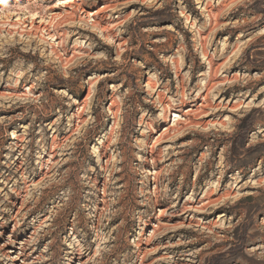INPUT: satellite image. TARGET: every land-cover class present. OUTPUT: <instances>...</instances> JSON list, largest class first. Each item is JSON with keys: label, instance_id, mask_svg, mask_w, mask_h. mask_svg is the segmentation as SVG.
Returning a JSON list of instances; mask_svg holds the SVG:
<instances>
[{"label": "rangeland", "instance_id": "1", "mask_svg": "<svg viewBox=\"0 0 264 264\" xmlns=\"http://www.w3.org/2000/svg\"><path fill=\"white\" fill-rule=\"evenodd\" d=\"M1 188L0 264H264V0H0Z\"/></svg>", "mask_w": 264, "mask_h": 264}, {"label": "bare ground", "instance_id": "2", "mask_svg": "<svg viewBox=\"0 0 264 264\" xmlns=\"http://www.w3.org/2000/svg\"><path fill=\"white\" fill-rule=\"evenodd\" d=\"M3 1H7V0H3ZM100 12V10L98 9V10H95V11H93V12H91V13H88V17L89 16H95L96 14L98 15V13ZM31 17H32V20H31V25H32V21L35 19V18H37L38 16H36V14H31ZM23 24H24V22H22ZM96 24H98L97 22H96ZM50 26H52L53 28H54V24H50ZM94 26V25H93ZM93 29L92 28V26H87L86 27V29ZM36 30H38V27H36L35 28ZM45 29V26H43V28L42 29H39V30H41V32L43 33V30ZM46 31L48 30V28H46L45 29ZM47 36L48 37H50V38H52V37H54V35H52V34H50L49 32H47ZM55 49H53L52 51H54ZM166 108L167 107H165L164 106V110L165 111H167L166 110ZM174 117H177V115L175 114L174 115ZM174 124H173V126L171 127V128H165L164 130H167V131H169V130H175L176 128H177V126H178V124L180 123V122H178V120L176 119V121L174 120V122H173ZM14 145V146H13ZM12 146L13 147H15V148H18L19 146H18V144H12ZM18 146V147H17ZM56 145L55 144H53V146L51 147V148H53L54 149V147H55ZM155 157H153V156H151V159H148V161L149 162H152V163H154L155 162ZM21 164V163H20ZM19 169H20V165H18L17 167H16V170L17 171H19ZM148 174L149 175H153V174H156L157 173V171L154 169V170H152V169H148ZM155 179V178H154ZM8 180H10V178H8ZM24 182V181H23ZM27 187V185H26V183H25V185L23 186V189H25ZM4 190V188H1V190L0 191H3ZM15 194H16V196H17V198H21L23 195H22V192L20 191V189H16L15 191ZM211 202H216V199H212V198H208L207 199V201L205 202V203H211ZM26 203H27V201L25 200V199H23L22 200V202H21V204H20V207L19 208H21L23 205H25L26 206ZM15 206V205H14ZM163 208H165V207H161V208H159V213L157 214V218L158 217H160V216H163L167 211H168V209H163ZM20 210V209H19ZM34 210H29V214H34ZM15 216H12V218H14ZM161 227V225H160V223L159 222H156V223H152V232L153 231H155V230H158L159 228ZM86 251V248H84V249H82V250H80L79 251V254H84V253H86L85 252Z\"/></svg>", "mask_w": 264, "mask_h": 264}]
</instances>
